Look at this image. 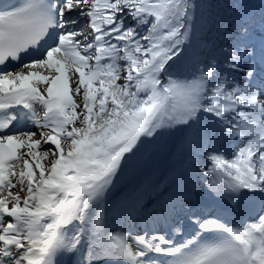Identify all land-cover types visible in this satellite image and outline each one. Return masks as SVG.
Instances as JSON below:
<instances>
[{
	"label": "snow or ice",
	"instance_id": "snow-or-ice-1",
	"mask_svg": "<svg viewBox=\"0 0 264 264\" xmlns=\"http://www.w3.org/2000/svg\"><path fill=\"white\" fill-rule=\"evenodd\" d=\"M0 264H264V0H0Z\"/></svg>",
	"mask_w": 264,
	"mask_h": 264
},
{
	"label": "bare ground",
	"instance_id": "bare-ground-1",
	"mask_svg": "<svg viewBox=\"0 0 264 264\" xmlns=\"http://www.w3.org/2000/svg\"><path fill=\"white\" fill-rule=\"evenodd\" d=\"M166 164L167 161H164V159L162 158H158L155 161H153L151 165H149V168H159L160 170H163Z\"/></svg>",
	"mask_w": 264,
	"mask_h": 264
},
{
	"label": "trees",
	"instance_id": "trees-1",
	"mask_svg": "<svg viewBox=\"0 0 264 264\" xmlns=\"http://www.w3.org/2000/svg\"><path fill=\"white\" fill-rule=\"evenodd\" d=\"M250 2H251V3H255V4L258 5V0H250ZM256 11H257V12L259 11L258 7L256 8Z\"/></svg>",
	"mask_w": 264,
	"mask_h": 264
},
{
	"label": "rangeland",
	"instance_id": "rangeland-1",
	"mask_svg": "<svg viewBox=\"0 0 264 264\" xmlns=\"http://www.w3.org/2000/svg\"><path fill=\"white\" fill-rule=\"evenodd\" d=\"M39 110V109H38ZM165 161V160H164Z\"/></svg>",
	"mask_w": 264,
	"mask_h": 264
}]
</instances>
